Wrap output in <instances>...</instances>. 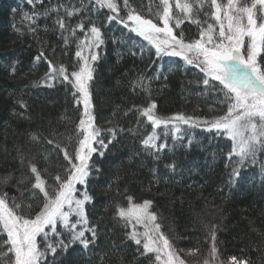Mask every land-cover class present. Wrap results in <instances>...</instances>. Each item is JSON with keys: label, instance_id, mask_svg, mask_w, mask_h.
<instances>
[{"label": "trees", "instance_id": "1", "mask_svg": "<svg viewBox=\"0 0 264 264\" xmlns=\"http://www.w3.org/2000/svg\"><path fill=\"white\" fill-rule=\"evenodd\" d=\"M170 2L175 18L183 20L174 31L182 33L185 42L199 39L201 26L214 22L207 4L193 17L201 21L197 24L178 14L175 0ZM116 3L120 19L126 20L128 10L135 9L159 24L160 0H129V8L124 7L123 0ZM65 9L82 11L68 17ZM110 15L95 0H0V175L11 173L14 177L9 185L0 186V193L17 197V203L25 207L31 204L34 216L43 196L37 190V198H33L30 189L34 177L27 161L32 160L41 170L47 168L52 176L58 164L67 167L63 154L52 152L53 146L44 138H54L75 153L81 138L76 126L82 106L77 105L70 85L57 82L50 87L41 80L48 71V60L64 64L69 73L79 70L77 43L95 23L101 28L104 44L98 50L99 59L93 63L89 81L92 112L106 143V130L118 128L113 143L102 150L104 155L94 153L90 161L86 189L93 200L86 205V213L90 224L98 226L96 240L87 249L78 242L67 250L59 249L54 257L56 264H155L154 254L142 255V246L128 239L131 226L126 227L115 216L117 205L128 207V196L136 203L153 201L152 210L161 218L162 231L177 250H210V226L217 225L215 243L220 257L229 260L236 256L250 259L251 264H264V152L258 153L255 161L245 162L240 177L229 183L238 164V158L228 161L233 142L215 131L209 133L206 126L183 125L175 140L170 134L165 136L166 130H157L158 142L166 143L167 148L155 154L145 150L141 140L153 129L146 118L138 122V108L155 102L161 118L182 113L211 120L223 116L227 104L220 103L224 96L217 91L218 82L210 81L205 87L204 74L194 64L167 54L158 57L142 37L118 20L109 21ZM61 17L66 25L63 33L56 23ZM82 22L84 31L76 28ZM42 51L47 60L36 61ZM34 134L43 142L31 140ZM18 152L27 158L23 165ZM48 152L52 155L46 161L43 157ZM44 175L47 177V173ZM20 180L24 183L18 184ZM48 182L54 186L50 177ZM79 188L85 190L83 185ZM71 219L75 223V218ZM58 231L67 244L68 231L63 226ZM87 235L91 239V233ZM58 238L50 240L55 243ZM6 239L0 232V244ZM39 247L45 251L43 242ZM46 258L53 264L51 252ZM0 264L8 262L0 260Z\"/></svg>", "mask_w": 264, "mask_h": 264}, {"label": "snow or ice", "instance_id": "2", "mask_svg": "<svg viewBox=\"0 0 264 264\" xmlns=\"http://www.w3.org/2000/svg\"><path fill=\"white\" fill-rule=\"evenodd\" d=\"M31 2V0H30ZM101 9L107 8L115 15L108 16L109 21H117L130 32L136 33L155 49L159 57L163 54L182 57L189 65H195L204 74L203 84L210 85V81L219 84L218 93H223L224 99L220 103L227 104V112L214 119H201L176 113L171 117L161 118L156 114L155 102L147 107L138 108V122L146 118L153 131L141 140V144L150 154H155L167 148L166 143H159L156 130L163 127L165 136L171 135L175 140L179 138L181 125L206 126L209 133L215 131L233 142L232 150L228 153L231 163L238 158L237 167L233 169L229 183L240 177V167L248 160L255 161L258 153L264 152V0H175V9L184 19L201 24L199 19L193 20L204 11L207 4L210 9V19L206 27L201 26L200 38L192 42H185L183 34L177 35L174 28H179L183 20L175 18L170 0H160L162 11L157 13L159 24L152 19H146L135 9H129L127 18H119V7L116 0H95ZM125 8H129V0H123ZM68 17L82 9H65ZM175 18V24L171 22ZM130 22V23H129ZM63 33L66 30L64 19L56 22ZM81 31L85 30L82 22L76 25ZM34 31V29H29ZM73 37L76 29L72 31ZM65 37V44H68ZM104 44L101 28L91 23L85 32V38L78 41L75 56L80 67L78 71L68 72L64 64H55L48 60V71L41 83L52 86L55 83L70 85L73 98L77 105H83L79 123L76 126L77 135L81 137L75 148V153L61 147V143L54 138H44L47 145L53 146L52 152L63 154V161L58 164L56 174L52 176L47 168L41 170L32 160L27 161L28 169L34 181L30 191L33 198L38 190L43 196V204L39 211H33L32 205L17 203V197L9 198L7 192L0 193V232L6 234L7 239L0 244V260H7L8 264H48L46 253L53 254V264H56L55 254L59 249L79 243L87 249L96 240L97 225L90 224L86 213V205L93 197L89 195L86 185L90 176L93 154L106 150L116 138L117 128L111 127L107 143L102 138L103 131L96 127L92 112L89 81L93 78V63L99 59V48ZM47 60L42 51L35 59ZM15 71V69H13ZM141 87L143 83L141 82ZM216 89V85H212ZM21 106L26 107L21 101ZM170 129V131H169ZM122 131V129H120ZM31 140L41 143L42 138L34 134ZM48 152L43 158L48 161L52 155ZM20 163L23 165L26 157L18 152ZM228 165H226L227 167ZM173 167L174 166H170ZM264 169V166H262ZM97 171H99L97 169ZM47 173V177L44 175ZM48 177L53 181L49 185ZM11 173L0 175V186H7L13 181ZM28 179V177H25ZM24 180L18 181L23 184ZM85 186L80 191L79 186ZM20 199H23V193ZM128 207L117 205L115 216L124 221L125 226H131L128 239L137 246H142V255L154 254L155 264H186L172 241L162 231L160 216L153 211V201L143 200L136 203L128 196ZM75 218V223L71 218ZM63 226L70 234L66 244L58 231ZM139 228H143L140 231ZM217 225L210 226L211 247L203 264H215L218 252L216 248ZM91 233V239L88 237ZM51 237H60L52 243ZM45 244V251L40 250V243ZM199 249H189L188 255L195 256ZM11 257V258H10ZM10 258V259H9ZM230 264H251L250 259L229 258Z\"/></svg>", "mask_w": 264, "mask_h": 264}, {"label": "rangeland", "instance_id": "3", "mask_svg": "<svg viewBox=\"0 0 264 264\" xmlns=\"http://www.w3.org/2000/svg\"><path fill=\"white\" fill-rule=\"evenodd\" d=\"M226 2H227V0H223V3H226ZM111 15H115V14L111 12ZM176 57H178V56H176ZM180 58L183 59L182 57H180ZM80 105L82 106V109H83V105L82 104H80ZM181 126H183V124ZM157 130L165 131V129L163 127L159 128ZM139 230L140 231H143V228H139ZM177 251L180 254L181 258H183L186 261V264H203L204 260L206 258H208V253H209V250H207L206 252H198V254L195 255V256H190V255L187 254L188 251H183V250L182 251L181 250H177ZM215 264H230V261L229 260H224L222 257H220L219 255H217Z\"/></svg>", "mask_w": 264, "mask_h": 264}]
</instances>
